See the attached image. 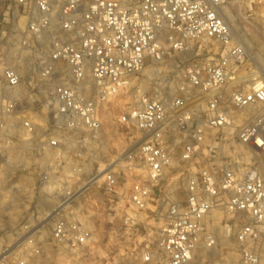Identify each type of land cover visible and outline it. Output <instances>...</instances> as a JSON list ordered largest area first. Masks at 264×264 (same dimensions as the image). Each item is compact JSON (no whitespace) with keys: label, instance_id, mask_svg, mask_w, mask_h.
Returning <instances> with one entry per match:
<instances>
[{"label":"built area","instance_id":"1","mask_svg":"<svg viewBox=\"0 0 264 264\" xmlns=\"http://www.w3.org/2000/svg\"><path fill=\"white\" fill-rule=\"evenodd\" d=\"M227 4L0 0V264H191L230 230L246 262L264 264V78L234 76L247 49ZM203 41L218 50L171 77L167 60ZM121 97L138 143L94 169L83 134L98 138ZM133 154L142 173L128 187ZM101 186L104 211L124 217V231L104 227L139 236L121 256L95 228Z\"/></svg>","mask_w":264,"mask_h":264},{"label":"rangeland","instance_id":"2","mask_svg":"<svg viewBox=\"0 0 264 264\" xmlns=\"http://www.w3.org/2000/svg\"><path fill=\"white\" fill-rule=\"evenodd\" d=\"M226 15L234 26L236 34L245 42L247 49V56L239 63L236 68L235 75L240 77L243 82V86H247L258 77L264 78V0H228ZM22 26L25 25V21L21 22ZM207 46L212 47L215 51L218 50V44L213 41H203L194 46V49L189 54H184L176 58L167 60L165 70L169 72L171 77H174L177 81L182 82L184 79V72L189 67L191 61L195 58H205ZM3 57L6 63H12L17 53L12 52L7 44H4L2 50ZM257 63V64H256ZM27 74V73H26ZM247 84V85H246ZM30 104V100L27 101ZM131 104V100L127 97H121L118 101L112 105L105 107L104 117V129L98 138H94V134L84 133V139L86 144L84 145L82 152L85 158L86 165L92 166L94 169H102L109 161L113 159H120L121 154L129 148V151H134L138 143V134L135 130L126 128L123 124H120L118 118L121 113L125 112ZM76 147H73L69 152V157L72 158L76 153ZM133 167L134 170L127 172L129 179L125 183H128V187L131 186L141 176L142 171L139 169L141 163L138 158L133 154ZM71 167L76 164L75 160H71ZM76 166V165H75ZM181 180L178 182L176 189L179 190V184H182ZM29 198V195H19L15 197L16 201L24 203ZM97 202L98 210H96V216L93 221L96 224V230L98 235L103 239V244L106 249L111 251L113 249L115 254L121 256L127 253L132 247L135 241L139 240V236H133V241H128L127 237L117 238L113 235L110 229L105 228V222L109 220L115 221V227L120 228L122 221L124 220L123 213H118L114 218L110 217L104 211V206H109L108 196L105 190L101 186V196H99ZM85 198L84 203L92 210L93 204L91 201L87 202ZM6 205V203H5ZM8 206V205H7ZM6 214V213H4ZM142 222H153V218L150 214H143L139 217ZM157 226H160L158 220ZM122 230V229H121ZM124 231V230H122ZM258 249L264 255V244H259ZM191 264H249L246 262L239 246L234 239V230L226 233L221 237L218 246L212 250L199 252Z\"/></svg>","mask_w":264,"mask_h":264},{"label":"bare ground","instance_id":"3","mask_svg":"<svg viewBox=\"0 0 264 264\" xmlns=\"http://www.w3.org/2000/svg\"><path fill=\"white\" fill-rule=\"evenodd\" d=\"M257 64V63H256ZM264 74V73H263ZM251 83V82H250ZM250 83H248V84H250ZM247 85V84H246ZM102 176V174L101 175H99L98 177L100 178Z\"/></svg>","mask_w":264,"mask_h":264}]
</instances>
